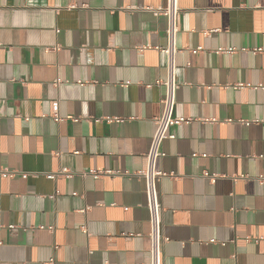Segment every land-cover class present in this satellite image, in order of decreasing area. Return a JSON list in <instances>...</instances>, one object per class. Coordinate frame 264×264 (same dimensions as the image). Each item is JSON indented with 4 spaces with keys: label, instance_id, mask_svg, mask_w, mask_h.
Listing matches in <instances>:
<instances>
[{
    "label": "crops",
    "instance_id": "0c3cea01",
    "mask_svg": "<svg viewBox=\"0 0 264 264\" xmlns=\"http://www.w3.org/2000/svg\"><path fill=\"white\" fill-rule=\"evenodd\" d=\"M165 2L0 0V264H149L136 172L167 75L148 8ZM178 6L175 114L191 121L157 164L161 261L264 264V90L237 86L264 84V0Z\"/></svg>",
    "mask_w": 264,
    "mask_h": 264
},
{
    "label": "built area",
    "instance_id": "2783aa9c",
    "mask_svg": "<svg viewBox=\"0 0 264 264\" xmlns=\"http://www.w3.org/2000/svg\"><path fill=\"white\" fill-rule=\"evenodd\" d=\"M148 9L153 11L155 15L161 14L166 18V44L163 48L159 49L166 57L167 75L165 80H158L156 82L157 84L164 86L165 89L164 95L160 100L161 112L159 115L153 118L155 129L150 140L149 148L145 153V167L136 173L145 181L146 208L149 214V264H162V244L167 240V237H165L163 234V207L159 192V184L161 179L168 176L169 173L160 169L157 164L158 160L165 156V152L162 147L163 141L167 138H173V135L169 133V129L175 125L187 124L191 121V119L175 114V94L177 88L179 87V83L176 78L177 66L175 62V56L180 51L177 46V16L179 13L178 0H166L164 6ZM236 50L237 49L235 47H220L216 50V52L229 54L235 52ZM191 51L196 52L197 49ZM251 51L255 54L264 52V50L260 47L252 48ZM55 82H60V79H56ZM237 86H246L264 90V84H256L253 86L250 84H238ZM53 118L55 121H59L61 119L57 115H54ZM104 119L107 122L122 121L121 118L116 117H105ZM248 123L249 122H245V124ZM61 171L66 174V176H71L69 170L63 169ZM2 173H6L9 177H12L16 172L5 170V172ZM91 174H93L95 177H98L102 173L91 172ZM205 175L208 176V174ZM21 176L26 177V174L21 173ZM49 176L54 178L55 174H51ZM214 177V175L210 176V178ZM259 180L263 181L264 176H260ZM8 228L11 230L15 229V227L12 225H9Z\"/></svg>",
    "mask_w": 264,
    "mask_h": 264
}]
</instances>
